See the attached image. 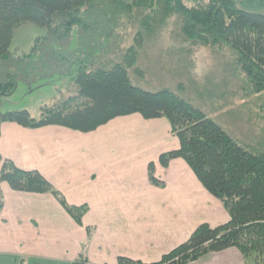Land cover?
Masks as SVG:
<instances>
[{
  "label": "trees",
  "instance_id": "16d2710c",
  "mask_svg": "<svg viewBox=\"0 0 264 264\" xmlns=\"http://www.w3.org/2000/svg\"><path fill=\"white\" fill-rule=\"evenodd\" d=\"M88 1L0 0V90L11 92L15 87L14 79H2L14 27L29 22L51 30L53 21L59 20L56 31L67 37L82 20L79 11ZM134 4L145 11L141 31L147 34L174 17L184 41L230 49L255 90L264 91V14L239 9L233 0H135ZM142 42V33L138 32L135 45L122 61L91 71L79 68L75 94L42 108L38 119L27 110L0 112V125L15 123L29 129L59 126L88 133L133 114L144 120L166 119L179 147L161 153L158 164L166 169L171 161L183 160L206 192L219 201L228 221L215 227L200 224L185 243L153 264H197L229 249L238 252L241 264H264V154L239 145L216 122L175 93L166 89L151 92L132 84L128 71L136 62ZM25 72L29 73L28 69ZM147 177L152 186L164 187L155 176L152 162L147 166ZM1 183L16 192L52 195L78 225L88 210L86 205L70 206L37 171L19 169L0 156ZM2 205L0 189V209ZM86 230L85 244L92 238V228ZM86 259L82 247L71 264H85ZM23 262L19 260L18 264ZM117 264L144 263L118 257Z\"/></svg>",
  "mask_w": 264,
  "mask_h": 264
},
{
  "label": "rangeland",
  "instance_id": "374dc122",
  "mask_svg": "<svg viewBox=\"0 0 264 264\" xmlns=\"http://www.w3.org/2000/svg\"><path fill=\"white\" fill-rule=\"evenodd\" d=\"M134 1L89 0L80 8L82 20L72 27L67 37L61 36L60 30L56 31L60 28L59 20L53 21L51 30L29 22L14 27L2 79H14L15 87L11 92L0 90V112L27 110L38 119L42 108L75 94L74 82L79 68L91 71L122 61L127 50L135 45L137 33L141 32L143 42L137 49L134 66L128 71L132 84L151 92L166 89L175 93L200 109L239 145L264 154V91L255 90L253 82L237 66L234 53L223 46H200L184 41L178 35L179 21L174 17L146 34L141 31L144 8ZM233 2L239 9L264 14V0ZM117 122L129 123L131 119L125 116L107 124ZM140 130L143 133L137 144L128 147L135 146L153 159L164 148L148 137L146 129ZM160 171L164 181H159L164 183L163 188L167 182L177 184L180 179L187 180L190 174L186 164ZM192 199L197 203V212L203 213L212 227L226 223L228 217L219 201L210 195H195ZM121 214L120 217L97 219L99 230L94 225L88 226L92 228V237L99 231L97 242L101 250H97L94 257L101 255L104 264H117L118 257L142 263L155 260L146 243L151 234L150 220L136 218V212L130 208ZM69 219L78 225L70 216ZM141 239L142 249H139ZM85 241L81 246L87 257L89 245ZM105 244L106 250L102 249ZM222 258L241 264L236 256H218L212 264L220 261L222 264ZM85 264H90L88 257Z\"/></svg>",
  "mask_w": 264,
  "mask_h": 264
},
{
  "label": "crops",
  "instance_id": "0c3cea01",
  "mask_svg": "<svg viewBox=\"0 0 264 264\" xmlns=\"http://www.w3.org/2000/svg\"><path fill=\"white\" fill-rule=\"evenodd\" d=\"M127 117L131 122L107 124L88 133L59 126L29 129L15 123L0 125L3 159L12 161L19 169L37 171L70 206L88 208L79 226L69 219L52 195L16 192L7 183H1L0 264H18L19 260H23V264H71L86 239V227L94 225L99 230L97 219L120 217L128 208L136 212V218H148L151 223L146 243L155 260L144 264L158 262L163 255L186 242L200 224L213 226L196 210L197 203L192 198L209 194L192 177L191 171L187 180L180 179L177 184L167 182L163 189L148 182L150 162L154 163L155 176L161 181L164 180L160 170L185 165L183 160L175 159L167 169H159L158 156L179 147L166 119L144 120L139 114ZM140 128L146 129L148 137L164 148L153 159L135 146L128 147L141 138ZM137 151L140 153H135ZM98 234L99 231L94 232L88 243L90 264H104L101 255L94 257L97 250H101ZM140 243L138 248L142 249V239ZM106 248V244L102 246ZM218 256L240 259L236 250L229 249L197 264H212ZM221 260L222 264L233 263L226 258Z\"/></svg>",
  "mask_w": 264,
  "mask_h": 264
}]
</instances>
